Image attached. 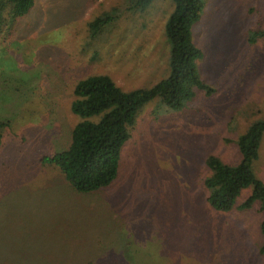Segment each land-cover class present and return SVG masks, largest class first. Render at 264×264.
I'll use <instances>...</instances> for the list:
<instances>
[{
	"label": "rangeland",
	"instance_id": "1",
	"mask_svg": "<svg viewBox=\"0 0 264 264\" xmlns=\"http://www.w3.org/2000/svg\"><path fill=\"white\" fill-rule=\"evenodd\" d=\"M192 37L211 94L179 109L156 97L137 114L114 183L77 193L41 157L68 146L79 118L75 83L112 77L123 90L169 73L164 26L172 0L125 12L96 39L88 22L123 0H34L0 38V264H264L259 204L239 210L206 201L205 159H240L238 136L264 118V0H202ZM255 175L264 181V138Z\"/></svg>",
	"mask_w": 264,
	"mask_h": 264
},
{
	"label": "trees",
	"instance_id": "2",
	"mask_svg": "<svg viewBox=\"0 0 264 264\" xmlns=\"http://www.w3.org/2000/svg\"><path fill=\"white\" fill-rule=\"evenodd\" d=\"M153 0H123L88 22L90 39H96L106 27L114 24L123 13H143ZM34 0H0V38L5 37L16 19L26 15ZM173 9L168 16L164 34L169 43V73L147 88L125 91L108 74H90L79 79L73 87L71 112L79 120L71 130L68 146L41 157L44 165L55 166L67 184L77 193H93L110 187L116 180L121 165V149L130 138L137 122L139 110L158 97L169 109H179L191 100L196 91L206 95L213 88L202 78L197 61L201 49L192 37V28L204 9L202 0H172ZM249 43L264 38V31L247 32ZM7 121L0 120V145L2 130ZM264 138V118L249 123L236 141L240 159L226 163L210 154L205 159L208 175L203 184L208 193L206 201L215 210L233 208L242 189L251 187L246 200L237 206L249 209L258 203L262 213L260 233L264 235V181L255 175L253 162L259 157ZM264 247V246H263ZM260 252L264 253V248Z\"/></svg>",
	"mask_w": 264,
	"mask_h": 264
}]
</instances>
